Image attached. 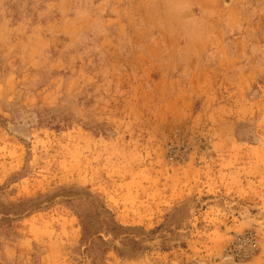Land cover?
<instances>
[{"label":"rangeland","instance_id":"374dc122","mask_svg":"<svg viewBox=\"0 0 264 264\" xmlns=\"http://www.w3.org/2000/svg\"><path fill=\"white\" fill-rule=\"evenodd\" d=\"M0 264H264V0H0Z\"/></svg>","mask_w":264,"mask_h":264}]
</instances>
